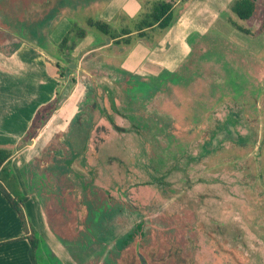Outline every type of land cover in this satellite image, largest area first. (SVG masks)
<instances>
[{
    "label": "rangeland",
    "instance_id": "rangeland-1",
    "mask_svg": "<svg viewBox=\"0 0 264 264\" xmlns=\"http://www.w3.org/2000/svg\"><path fill=\"white\" fill-rule=\"evenodd\" d=\"M104 1L0 0V77L2 89L9 91L0 88V147L11 151L3 179L15 180L14 193L19 181L27 182L26 206L38 238L37 260L264 264V179L253 178L249 156L252 139L264 136V0L255 1L247 19L230 9L233 0H173L167 26L131 37L142 45L137 53L141 60L147 63L151 56L161 66L154 74L119 67L124 55H114L119 49L115 43L114 48L90 51H85L86 43L75 46L76 51L66 57L71 62L63 60L74 63L71 70L62 68L72 74L62 82L63 96L83 90L96 107L85 106L81 115L90 120L105 115L90 128L88 141L78 145L82 173L92 176L89 183L79 181L78 206L75 199L70 206L66 190L51 189L69 181L70 176L54 175L51 169L66 167L70 146L53 140L45 144L43 153L53 154L43 162L47 167L42 172L31 163L44 155L34 151L27 162L13 154L15 147L24 145L23 138L18 147L6 141L26 128L28 141L45 134L38 129L54 110L51 102L42 104L43 116L38 119L40 112L36 113L32 123L25 115L28 107L44 100L52 84L40 73L41 60L35 52L46 49L49 59V54L67 53L58 43L51 44L49 27L65 16L71 24L79 22L100 32L87 17H94ZM136 1L134 16L120 11L109 23L116 29L133 28L158 0ZM20 46L28 57L23 66L11 55ZM169 60H175L174 66L166 69ZM88 73L91 81L83 77ZM79 79L88 82L83 85ZM26 98L30 100L25 103ZM225 121L235 124L242 142L228 138L206 149ZM87 123L81 121L82 135ZM256 172H263V167ZM68 218L69 229H64ZM75 226L77 231L72 230Z\"/></svg>",
    "mask_w": 264,
    "mask_h": 264
},
{
    "label": "crops",
    "instance_id": "crops-1",
    "mask_svg": "<svg viewBox=\"0 0 264 264\" xmlns=\"http://www.w3.org/2000/svg\"><path fill=\"white\" fill-rule=\"evenodd\" d=\"M104 2L105 3L103 5H101L100 7H97V11L95 12V16L93 18H101L109 22V21H113V18L116 17L117 13L120 11H123V15L134 16L139 7V3L136 0H107V1L105 0ZM75 15L77 14L75 13ZM71 22L72 21L68 20L67 17L60 16L54 22V24L49 27L50 29L48 30L47 34H48L49 41H51V44H55V43L57 44L60 41L64 33L70 28ZM122 23L124 22L122 21L121 24ZM77 24L81 26V23L78 22ZM154 28L155 27H151V29H154ZM90 30L91 28L86 29L85 35L78 39L75 46L76 45L78 46L80 43H86L84 45L85 51H90V50H97V49L98 50L105 49L108 47L114 48L113 44L115 43L114 45L119 46V49L118 50L114 49V55L121 54V52H123L121 56L124 55L118 63L119 67L123 66V68L125 69L127 68L129 70L132 69L135 71H139V73H141L142 75L145 74V72L146 74H154V72L161 69V66L157 63V61L152 60L153 58L150 56L151 50L149 52V56L151 59L148 58L147 63H146V60H141L142 55L137 54L138 51L142 48V45L140 44L138 39L134 42H132V39H131L127 43L128 46L123 48L121 47V45H118V44H121V42L126 44V42L120 41L119 43H116L114 41V38L109 37L107 34H104L102 31L99 30L102 33V36H100L101 34L100 32H98V30H93V29L91 31ZM136 32L137 31L134 29L131 32V34L133 35ZM107 36L109 37V41L106 40ZM141 37L142 36H140V38ZM51 46H48L50 47V50L48 51L52 50ZM75 46L67 53L58 51L57 55H59L60 57V58L56 57L58 58V60H55L54 58L49 59L47 55L48 53L44 51L46 49H42L39 47V51L35 52L36 53L35 56L39 57L41 60L40 73H44V75L46 74V78L50 80L52 84L50 86L49 92L46 94V97L44 98L43 101L38 100L35 103L34 107L32 108L28 107L27 113L25 115L27 116L29 123H32L33 119H35L36 113L38 112V110L40 109L39 107L42 104L49 103V102L55 103L56 101L58 102V104L56 105V107H54V110L51 113V115L48 116L49 118L46 121H44L38 129V131L45 130V134L44 133L37 134L33 138H31L30 136L29 137L30 140L28 141L27 138H25L28 132L27 131L28 129L26 128L22 130L20 133L17 132L14 138H12V140H9L6 142L18 147L19 142L23 138L24 145L21 148L15 147L13 154L19 153L20 154L18 155L19 159H22L23 157V159H25L27 162L33 158L31 156L33 155L34 151L36 152V155L38 154L39 156L44 155V157L41 158L42 160L41 159L33 160L31 163L32 165H35L37 169L38 168L40 169L39 172H42L43 169L46 170L47 166H43V162L48 161V159L52 157V154H53L52 152H49V151H46V153L45 152L43 153V150H44L43 147L45 146V144L53 140V141L61 142L63 144L66 143L68 145V148L70 146L71 149L69 151L71 153L68 156L70 160H66L67 161L66 167L60 168L59 171H55L56 169L54 170L51 169L52 174L54 175H61L62 177L70 176L69 181L64 183L65 186L64 184L63 186H51V189L53 190L60 189L62 191L66 190L64 191V193L66 195L68 194L71 202L72 200L74 201L75 199L76 201L75 205L78 206L80 194L78 192L79 189L77 188V186L79 184L80 178L82 177V174H83L82 171L83 170L85 171V169L79 165L80 164L79 155H81L82 157V153L79 151L78 145L79 143H81V141L82 142H84V140L88 141V134H89L90 128L93 125H95L97 121H99L100 119H105V117L99 115L100 118L97 117L96 119L95 117L90 120L89 116L84 115V114L81 115L85 106H89V109L93 110V106H92L93 103L92 102L89 103V101L86 99V96H84L85 92L83 90L81 92L79 91L77 94L76 92L75 93L72 92L69 94H65L63 96L62 82L65 81V78L67 77V75L71 74L70 73L71 71L68 73L67 71L62 72L63 66L64 65L66 66V63L63 64L64 63L63 60H66V57L71 56L72 52L75 50ZM55 49L57 50V47ZM80 49L81 48L77 49V51L80 52ZM16 52H17V55H16ZM16 52L11 55H13V58L14 57L16 58V62L19 66H23L26 59L28 58L26 54L24 53V48L20 46V48L17 49ZM97 55L98 53L94 54L95 57ZM95 57H93V60H92V56H91V62L95 63V59H94ZM7 58L9 60L12 57H7ZM96 60L101 63L107 62L105 60H99V59H96ZM56 61L60 63V66L56 65L55 63ZM30 62L31 60L28 62V65L30 64ZM67 62H71V60ZM89 62H90V59H89ZM174 62L175 60H172V61L169 60L166 64L167 65L166 69H170L171 68L170 65L174 66ZM91 75L92 74L88 73V75L86 76L84 75L83 77L84 79L86 80L88 79L91 81L92 79ZM27 77H31L29 71H28ZM80 79L78 83L81 81ZM84 79H82L83 85L88 82V81L84 82ZM1 80H2V76L0 77V88L2 89L5 87V84L2 83ZM8 83H10V80H8ZM33 89L38 90L36 86ZM2 90L9 93L8 89H5V90L2 89ZM58 97L59 99L57 100ZM97 99L99 101V96L97 97ZM26 100H30V99L26 98L23 100V102L26 103ZM81 121L88 122L87 123L88 128L86 129V131H84L86 132L85 135L84 134L82 135L80 132L81 130H83L82 129L83 124H81ZM75 123L76 125H74ZM65 127H67V129ZM73 127L75 131L71 130ZM38 142L43 143V145L41 146L37 145ZM0 143H3V142H0ZM36 147L38 148L36 149ZM56 152H58V150ZM62 152L65 157L66 151L65 152L62 151ZM7 163L9 162L7 161L6 163H4L2 169L0 170V182L5 186V188L9 192H11L12 195L17 194V195L25 197L24 202L21 204V206H22V209L25 215V222H26L25 224L27 225V227L24 226L16 209L11 205V203L5 198L3 193L0 191V264H33V261L30 255L31 246H30V242L28 239V234L30 230L32 228L35 229V227L33 226L32 221L30 220V217H29V213L27 212L26 204L29 200L28 199L29 193H27L26 191L27 182L23 181V185H22L18 179L19 184H20L18 186L19 191L16 190V193H14L13 192L14 187L12 186L16 187L15 180H8L7 182L3 179L4 178L3 173H5L3 172V169H5V166ZM10 163H11V159H10ZM22 175L24 176L23 180H26L25 174L22 173ZM29 176H31V169L29 170ZM87 189H89V186H87ZM72 205H73V202L72 204H70V206ZM84 206L85 207L83 208L86 211L87 205H84ZM45 209H47L46 206H45ZM69 220L70 218L66 219L64 229H69L68 228ZM75 224L77 225L78 222H76ZM72 230L77 231V227L76 226L73 227Z\"/></svg>",
    "mask_w": 264,
    "mask_h": 264
},
{
    "label": "trees",
    "instance_id": "trees-1",
    "mask_svg": "<svg viewBox=\"0 0 264 264\" xmlns=\"http://www.w3.org/2000/svg\"><path fill=\"white\" fill-rule=\"evenodd\" d=\"M256 0H233L231 3L230 9L233 11L237 17L241 19L249 18L255 9ZM173 16V0H158L155 1L149 11L145 13L140 19L135 22V26L133 28L129 26H122L119 29L113 27L111 23L101 18H93L88 17L87 23L91 26H95L97 29L107 34L109 37L114 38L116 43L120 41L128 43L131 39V32L135 29L138 36H143L146 33V29L151 27H159L163 28L167 26L172 19ZM86 33V28L80 26L76 22H73L70 28L64 33L60 41L58 42V47L60 50H65L66 52L70 51L78 39L83 37ZM57 66H60L58 61L55 62ZM59 97L57 98V100ZM52 108L56 107L57 101L55 103H50ZM40 112V113H39ZM38 119L43 116L44 112L41 108L38 110L37 114ZM36 114V115H37ZM37 117V116H36ZM36 119V118H35ZM11 155V151L5 147H0V170L2 169L4 163L7 162L9 156ZM0 191L3 193L5 198L11 203V205L18 212L23 224L25 227V215L22 209L21 204L24 202L25 197L14 194L12 195L5 186L0 182ZM28 239L30 242V255L33 261V264H41L37 260V247H38V238L35 235V229L32 228L28 234Z\"/></svg>",
    "mask_w": 264,
    "mask_h": 264
},
{
    "label": "flooded vegetation",
    "instance_id": "flooded-vegetation-1",
    "mask_svg": "<svg viewBox=\"0 0 264 264\" xmlns=\"http://www.w3.org/2000/svg\"><path fill=\"white\" fill-rule=\"evenodd\" d=\"M65 68L66 69H71V67L67 66V64H66ZM253 85L255 87V83L254 82H253ZM251 87H253V86L251 85ZM255 89L256 88H254V90ZM92 106H94V103L92 104ZM94 107H96V106H94ZM102 116L105 117V115H102ZM231 128L236 133L235 137L231 136V134H232L231 133ZM223 130L228 132V135L224 134L220 139H216V142H213L212 140H210V146H206V149L210 150V149L218 146L219 143L222 142V140L228 139V138L233 140V141H235L238 144L242 142V137H241L240 134H238V131L235 129V124L233 122L225 121L223 127H221L218 130V132L223 131ZM252 140L253 141H252V146L251 147H252L253 151L251 153L252 155H249L250 159H251L250 160V169L251 168L253 169V171H252L253 176H254L253 178H256L257 176L263 175V179H264V136H263L262 139H255V137H254V139H252ZM84 142H85V140H84ZM261 161H262V164H260ZM262 167H263V172H256L257 169H260ZM82 172H84V171H82ZM84 174H85V172H84ZM84 174H82V177L80 178V181L82 179L83 182L86 181V183H89V180L92 177L91 174H89L88 172L86 174L87 176L84 175Z\"/></svg>",
    "mask_w": 264,
    "mask_h": 264
},
{
    "label": "water",
    "instance_id": "water-1",
    "mask_svg": "<svg viewBox=\"0 0 264 264\" xmlns=\"http://www.w3.org/2000/svg\"><path fill=\"white\" fill-rule=\"evenodd\" d=\"M106 40L109 41V37L108 36L106 37ZM49 56L54 58L55 60H58V58H56L55 56H53L51 54H49ZM66 64H67V66H71V64H74V63H66ZM99 104H100V106H103V102H102L101 99H99ZM231 133H232L231 136L235 137L236 133L233 131L232 128H231ZM224 134L228 135V132H226L225 130L217 132L216 136L213 139V142H216V139H220Z\"/></svg>",
    "mask_w": 264,
    "mask_h": 264
}]
</instances>
